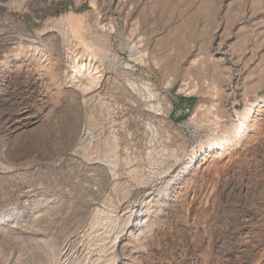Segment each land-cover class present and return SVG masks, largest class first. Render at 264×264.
I'll list each match as a JSON object with an SVG mask.
<instances>
[{
  "label": "rangeland",
  "instance_id": "1",
  "mask_svg": "<svg viewBox=\"0 0 264 264\" xmlns=\"http://www.w3.org/2000/svg\"><path fill=\"white\" fill-rule=\"evenodd\" d=\"M224 138L264 150V0H0V264H236L191 194Z\"/></svg>",
  "mask_w": 264,
  "mask_h": 264
},
{
  "label": "bare ground",
  "instance_id": "2",
  "mask_svg": "<svg viewBox=\"0 0 264 264\" xmlns=\"http://www.w3.org/2000/svg\"><path fill=\"white\" fill-rule=\"evenodd\" d=\"M129 86L133 90L136 89L133 84ZM143 88L146 89L147 87ZM148 95L150 99L154 98V93L148 92ZM149 107L157 109V111L160 110L158 104ZM251 112L252 104L251 106L250 104L247 105L242 110L239 119L241 127L249 120ZM91 134L88 133L89 138L92 137ZM259 145L262 144L259 143ZM226 148L227 139L225 140V138L219 139L218 142L213 144L208 142L202 145L199 150L200 154L215 150L217 155L214 157L213 162L211 161L212 163L207 161V158L204 159V164L201 166L203 167L202 173H204L203 187L196 193L191 189V194H195L196 203L198 205L203 204V206L201 205L203 210L202 208L201 210L203 211L204 222H202L205 224L204 228H201L204 229L203 235L206 239L204 241L206 256L204 257L209 259L210 253H213L215 257L220 256L231 259L236 264H264V150L261 152L259 149L261 153L257 152L258 150L255 151L257 156L252 165L250 161L236 157L237 154H232V151L231 154L228 153L229 151L224 153ZM253 148L251 149L253 150ZM221 152L224 154L221 155ZM255 152L253 150L254 154ZM240 155H243V153L241 152ZM246 155L244 156L246 157ZM192 158L194 159L195 156L193 155ZM113 165L112 163L105 164L110 170L113 169ZM216 175H219L220 178L217 181L215 180L216 190L212 188L215 192L211 196V182L216 178L214 177ZM210 203L214 204L213 211L212 207L209 208ZM210 219H212V223L214 221L213 225L209 223ZM207 235L212 237V241L211 239L208 240L211 241V249H209L210 244L207 242ZM214 259L216 261L217 258Z\"/></svg>",
  "mask_w": 264,
  "mask_h": 264
},
{
  "label": "crops",
  "instance_id": "3",
  "mask_svg": "<svg viewBox=\"0 0 264 264\" xmlns=\"http://www.w3.org/2000/svg\"><path fill=\"white\" fill-rule=\"evenodd\" d=\"M197 102L196 95L174 97L172 101L171 119L173 121L184 119L193 110Z\"/></svg>",
  "mask_w": 264,
  "mask_h": 264
}]
</instances>
